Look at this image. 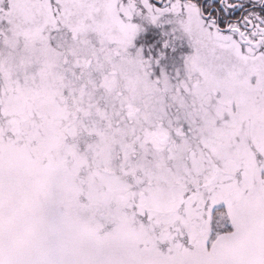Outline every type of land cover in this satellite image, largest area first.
<instances>
[{
	"label": "snow or ice",
	"instance_id": "6c2138e0",
	"mask_svg": "<svg viewBox=\"0 0 264 264\" xmlns=\"http://www.w3.org/2000/svg\"><path fill=\"white\" fill-rule=\"evenodd\" d=\"M0 264H264V0H0Z\"/></svg>",
	"mask_w": 264,
	"mask_h": 264
}]
</instances>
